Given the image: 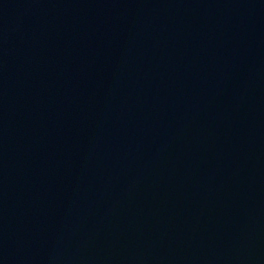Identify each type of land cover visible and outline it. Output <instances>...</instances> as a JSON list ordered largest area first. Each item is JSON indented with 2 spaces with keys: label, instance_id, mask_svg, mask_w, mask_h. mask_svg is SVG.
I'll use <instances>...</instances> for the list:
<instances>
[{
  "label": "water",
  "instance_id": "water-1",
  "mask_svg": "<svg viewBox=\"0 0 264 264\" xmlns=\"http://www.w3.org/2000/svg\"><path fill=\"white\" fill-rule=\"evenodd\" d=\"M0 264H264V0H0Z\"/></svg>",
  "mask_w": 264,
  "mask_h": 264
}]
</instances>
